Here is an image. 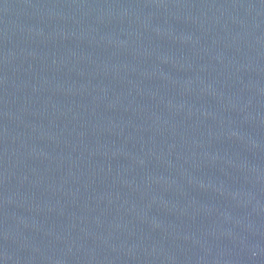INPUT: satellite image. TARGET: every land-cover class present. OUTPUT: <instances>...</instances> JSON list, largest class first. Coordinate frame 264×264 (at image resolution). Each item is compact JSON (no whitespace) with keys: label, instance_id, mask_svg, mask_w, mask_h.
<instances>
[{"label":"water","instance_id":"obj_1","mask_svg":"<svg viewBox=\"0 0 264 264\" xmlns=\"http://www.w3.org/2000/svg\"><path fill=\"white\" fill-rule=\"evenodd\" d=\"M0 264H264V0H0Z\"/></svg>","mask_w":264,"mask_h":264}]
</instances>
